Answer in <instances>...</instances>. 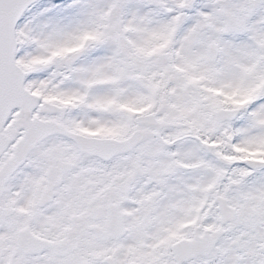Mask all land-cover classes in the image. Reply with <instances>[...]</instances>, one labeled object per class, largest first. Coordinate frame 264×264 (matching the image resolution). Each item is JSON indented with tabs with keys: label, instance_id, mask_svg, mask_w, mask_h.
Masks as SVG:
<instances>
[{
	"label": "snow or ice",
	"instance_id": "1",
	"mask_svg": "<svg viewBox=\"0 0 264 264\" xmlns=\"http://www.w3.org/2000/svg\"><path fill=\"white\" fill-rule=\"evenodd\" d=\"M0 264H264V0H0Z\"/></svg>",
	"mask_w": 264,
	"mask_h": 264
}]
</instances>
